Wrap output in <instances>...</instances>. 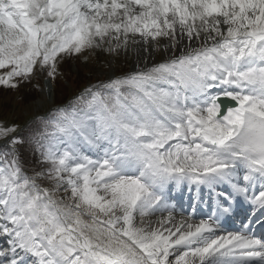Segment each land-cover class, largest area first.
I'll use <instances>...</instances> for the list:
<instances>
[{
  "label": "snow or ice",
  "instance_id": "obj_1",
  "mask_svg": "<svg viewBox=\"0 0 264 264\" xmlns=\"http://www.w3.org/2000/svg\"><path fill=\"white\" fill-rule=\"evenodd\" d=\"M130 49L0 121V264H264V0H0V89L37 108Z\"/></svg>",
  "mask_w": 264,
  "mask_h": 264
},
{
  "label": "rangeland",
  "instance_id": "obj_2",
  "mask_svg": "<svg viewBox=\"0 0 264 264\" xmlns=\"http://www.w3.org/2000/svg\"><path fill=\"white\" fill-rule=\"evenodd\" d=\"M108 59L106 55L101 54L99 56H92L87 63H82L81 60H69L62 65L61 70L64 75L67 73L68 78L75 75L87 81L92 80V78L97 81L106 78L112 72H126L132 69L137 61V53L134 49H130L127 55L121 54L118 57L112 58L111 67L108 64ZM156 59L159 60L161 57L157 55ZM38 83L43 84V80L41 78H34L32 84L18 91L0 89V106L6 109L0 111V121L20 125L25 124L36 111L42 112L50 107L52 102L54 104L61 101V99L63 100L64 97L69 95L72 87L70 82L67 83L64 76L59 78L55 85H53V95L50 103H45L37 108V102L42 99V94L34 87ZM28 87H30V90H33L29 95L26 94ZM8 105L10 109L6 108ZM0 143H3V141H0Z\"/></svg>",
  "mask_w": 264,
  "mask_h": 264
},
{
  "label": "trees",
  "instance_id": "obj_3",
  "mask_svg": "<svg viewBox=\"0 0 264 264\" xmlns=\"http://www.w3.org/2000/svg\"><path fill=\"white\" fill-rule=\"evenodd\" d=\"M71 81H72V83H73V86L74 87H78L81 83H82V80H80V79H78V78H76L74 75H73V77H71V78H69ZM22 88H24V87H22ZM20 90H21V88H20ZM27 92H26V94L27 95H29V94H31L32 93V90H26ZM24 94V93H23ZM2 108V107H1ZM6 108L7 109H10V106L8 105V106H6ZM3 109V108H2ZM0 111H3V110H0Z\"/></svg>",
  "mask_w": 264,
  "mask_h": 264
},
{
  "label": "bare ground",
  "instance_id": "obj_4",
  "mask_svg": "<svg viewBox=\"0 0 264 264\" xmlns=\"http://www.w3.org/2000/svg\"><path fill=\"white\" fill-rule=\"evenodd\" d=\"M134 67H135V66H134ZM134 67H133V68H134Z\"/></svg>",
  "mask_w": 264,
  "mask_h": 264
}]
</instances>
